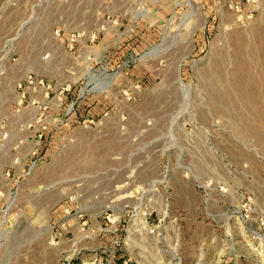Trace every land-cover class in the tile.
I'll return each mask as SVG.
<instances>
[{"label": "rangeland", "instance_id": "1", "mask_svg": "<svg viewBox=\"0 0 264 264\" xmlns=\"http://www.w3.org/2000/svg\"><path fill=\"white\" fill-rule=\"evenodd\" d=\"M0 264H264V0H0Z\"/></svg>", "mask_w": 264, "mask_h": 264}]
</instances>
